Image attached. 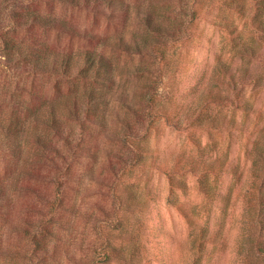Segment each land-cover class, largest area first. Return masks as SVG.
<instances>
[{"label": "rangeland", "instance_id": "obj_1", "mask_svg": "<svg viewBox=\"0 0 264 264\" xmlns=\"http://www.w3.org/2000/svg\"><path fill=\"white\" fill-rule=\"evenodd\" d=\"M258 19L261 0H0V264H263Z\"/></svg>", "mask_w": 264, "mask_h": 264}, {"label": "trees", "instance_id": "obj_2", "mask_svg": "<svg viewBox=\"0 0 264 264\" xmlns=\"http://www.w3.org/2000/svg\"><path fill=\"white\" fill-rule=\"evenodd\" d=\"M261 1L264 4V0H261ZM256 22H257L256 25L258 26V28L260 30H263V32H264V22L262 20H259V19L256 20ZM244 46H245V48H244ZM242 50L248 52L249 50H251V48H249L248 46H246V43H244ZM165 55H166V53L164 51H162V53L159 54V56H165ZM95 58H96V55H95ZM103 61H104V57L99 56L97 58L96 62H93V64L95 63L94 67H96V65H102ZM222 65L223 66H226L225 63H222ZM240 72H241L242 76L245 74V71L243 69H241ZM231 79L235 80L234 79V76H232ZM148 102H149L148 107L151 108V110H152L153 103H155V101L152 99V97H150V99L148 100ZM150 114H151V112H150ZM191 163L190 164L192 166H191V169L190 170L193 171L196 176L203 175L202 177H206V176H211V175L217 174L212 169L203 170L202 173L199 172V171L196 172V171H194L195 170V167L193 166V165H195L194 164V160H192ZM255 164H256L257 171H259V176H261V172L264 171V170H262V168H264V151L262 153H260V155H259V161L256 162ZM204 180H205V178H204ZM262 181L263 182L260 183V184H259V181L256 183V192L258 191L259 194L257 196V200H255V206H256V209H257L256 226L258 228L257 230H258V233L260 234V236H264V195H263L264 194V178L262 179ZM204 183H202V192H204V194H206L208 196L210 194L209 192H212V190L211 189H208L207 187H205L204 186ZM258 238H256V239L251 238L250 239L249 247L251 248L252 251L247 256L248 257H255V256H257L263 262V264H264V242L261 241V240H258ZM252 252H254V253H252Z\"/></svg>", "mask_w": 264, "mask_h": 264}]
</instances>
